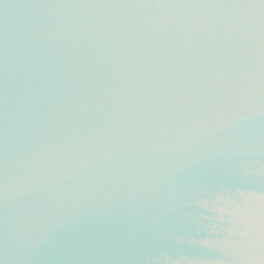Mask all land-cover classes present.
Masks as SVG:
<instances>
[{
    "label": "water",
    "instance_id": "water-1",
    "mask_svg": "<svg viewBox=\"0 0 264 264\" xmlns=\"http://www.w3.org/2000/svg\"><path fill=\"white\" fill-rule=\"evenodd\" d=\"M0 264H264V0H0Z\"/></svg>",
    "mask_w": 264,
    "mask_h": 264
}]
</instances>
